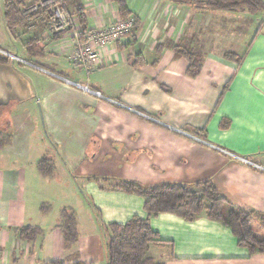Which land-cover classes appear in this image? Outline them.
<instances>
[{
	"label": "crops",
	"instance_id": "obj_1",
	"mask_svg": "<svg viewBox=\"0 0 264 264\" xmlns=\"http://www.w3.org/2000/svg\"><path fill=\"white\" fill-rule=\"evenodd\" d=\"M62 1L72 16H84V31L121 20L111 0ZM126 1L135 28L89 73L71 61L50 16L12 36L0 5V48L20 59L0 64V136L11 137L0 148V264H107L103 227L149 215L142 197L103 187V180L210 182L235 206L256 212L253 226L264 232V12L199 10L193 0ZM178 49L199 52L197 77L187 74ZM229 53L241 64L227 60ZM225 120L231 125L222 129ZM44 159L53 164L51 177L39 171ZM64 209L77 219L71 250ZM150 224L160 243L149 256L158 263L264 264V254L251 255L205 213L193 222L160 214ZM27 226L42 235L21 240L16 231Z\"/></svg>",
	"mask_w": 264,
	"mask_h": 264
},
{
	"label": "trees",
	"instance_id": "obj_2",
	"mask_svg": "<svg viewBox=\"0 0 264 264\" xmlns=\"http://www.w3.org/2000/svg\"><path fill=\"white\" fill-rule=\"evenodd\" d=\"M5 9V22L9 33L13 36L18 28L27 27V19L22 15L25 7L31 0H3ZM116 3L121 19L131 16L126 0H111ZM199 10L222 12H247L257 15L264 12V0H193L191 2ZM79 21L83 25L84 16L77 12ZM49 22V19H48ZM137 23V22H136ZM35 49L33 41L27 44L28 53ZM177 56L183 57L189 62L187 74L197 77L202 69L199 52L187 49H178ZM229 61L239 64L242 58L235 54L225 55ZM7 62V58L0 55V64ZM229 81L223 90L220 100L229 90ZM230 121H223L222 129L229 128ZM11 143L10 136H0V148ZM39 171L45 177L54 174L51 161L44 159L39 163ZM103 187L120 190L129 194H136L145 200V210L149 215L146 220L134 217L125 225L111 224L103 227L107 264H164L158 263L149 256L153 244L160 243L159 234L153 230L150 217L160 214L176 215L185 221L193 222L204 212L211 221L218 222L229 228L238 239V245L246 248L251 255L264 254V238H259L253 223L257 221L258 214L235 206L221 196L217 188L210 182L200 183L194 187L181 184H165L152 187H144L135 182L121 181L111 184L107 180L102 181ZM111 184L112 186H110ZM48 205H43L42 212H47ZM62 230L65 237L67 250L77 245L79 233L75 213L69 209L62 211ZM260 228L264 230V220L260 222ZM17 234L23 241L32 242L42 235V230L37 227H23ZM52 264H64L57 261Z\"/></svg>",
	"mask_w": 264,
	"mask_h": 264
},
{
	"label": "built area",
	"instance_id": "obj_3",
	"mask_svg": "<svg viewBox=\"0 0 264 264\" xmlns=\"http://www.w3.org/2000/svg\"><path fill=\"white\" fill-rule=\"evenodd\" d=\"M55 2L57 5L51 11L52 22L50 23V28L56 35H60L62 40L65 41L67 46H69L70 59L74 65L88 73L94 70L97 66L104 65L107 60L104 55V50L108 47H112L117 41L126 37L136 25V20L134 18H127L124 20L121 19L109 27L84 31L79 19L70 14L69 10L61 0H40L39 6L45 8L46 6H51V4H54ZM65 47L63 46L62 48L65 49ZM0 55L11 58L15 61L20 60L1 48ZM35 68L54 78L64 81L69 86L78 87L93 95L101 96L100 93L82 87L55 73L39 67ZM241 160L250 163L244 158H241Z\"/></svg>",
	"mask_w": 264,
	"mask_h": 264
},
{
	"label": "rangeland",
	"instance_id": "obj_4",
	"mask_svg": "<svg viewBox=\"0 0 264 264\" xmlns=\"http://www.w3.org/2000/svg\"><path fill=\"white\" fill-rule=\"evenodd\" d=\"M39 2L40 0H31V2L25 7L26 10L25 14L24 15L22 14L27 19V27L29 28V30L27 29L28 32H32L33 29L37 26V24L41 22V19H43L45 16H47V18L48 16H50L49 23L52 22L51 11L57 5V3L55 2L54 4H51V6H46L44 8L39 6ZM1 4L4 5V1L2 3V0H0V5ZM109 185L112 186L111 184ZM204 213L207 214L206 212ZM256 234L259 238H264V232L257 231Z\"/></svg>",
	"mask_w": 264,
	"mask_h": 264
}]
</instances>
